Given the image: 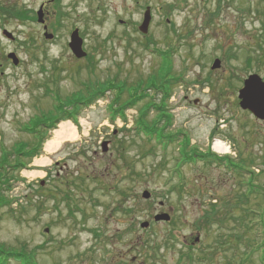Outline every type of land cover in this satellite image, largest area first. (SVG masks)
<instances>
[{"label": "rangeland", "instance_id": "obj_1", "mask_svg": "<svg viewBox=\"0 0 264 264\" xmlns=\"http://www.w3.org/2000/svg\"><path fill=\"white\" fill-rule=\"evenodd\" d=\"M43 1L0 0V29L14 37L0 32V160L14 165L18 144L24 152L44 140L41 156L0 186L10 202L0 208V250L26 264H264V121L237 98L247 75L264 81V0H62L45 7L44 26L35 16ZM22 10L29 19L16 18ZM75 28L82 59L68 48ZM79 91L102 94L69 121L77 139L46 154L55 95ZM161 103L166 117L153 108ZM158 214L170 220L157 223Z\"/></svg>", "mask_w": 264, "mask_h": 264}, {"label": "trees", "instance_id": "obj_2", "mask_svg": "<svg viewBox=\"0 0 264 264\" xmlns=\"http://www.w3.org/2000/svg\"><path fill=\"white\" fill-rule=\"evenodd\" d=\"M61 16V15H60ZM16 18L18 19H29L30 17L26 14H19L16 13ZM161 73V72H160ZM155 80H152L151 82H154ZM145 83L144 80H139L138 84H143ZM155 84V83H154ZM165 85V86H164ZM163 88H165L164 92H165V96H168V89L166 85H169L168 83H164ZM89 94V93H88ZM101 92L100 93H94L92 92V94L89 95V97L85 98V93L82 92H78L75 96L73 97H69L67 98L65 101H62L59 96L55 95L54 100L56 101L57 104L54 105V111H52L51 113L55 114V118L49 122V124L43 125V127H45V129L47 130H51L53 128L56 127V125L58 124V122L62 121V120H71L73 123H77V118L82 114L83 110L88 108V106H90L97 98L101 97ZM103 98V97H102ZM129 101H127V105L126 106H131L138 97H134L133 95H130L129 97ZM163 107V103L161 104H155V106H153V108H156L155 113L163 115V116H167L168 114L166 113L165 110L162 109ZM123 107H121V109H123ZM149 109V105L143 107V110L140 112L139 114V118H140V122H142L143 120H145V116L147 117V111ZM121 114L124 111H120ZM39 121L37 120L34 123V126H32L30 129H27L31 135H37L39 134L36 129L39 126ZM141 124V123H140ZM170 126V123H169ZM168 129V128H166ZM139 131H144L145 133H148L150 131V125L145 126L142 125V127H140ZM157 130H152L153 133H156ZM168 131V130H167ZM166 131V132H167ZM165 132V133H166ZM178 135H182L184 136V133L178 132L176 134H165V136H163V138H167L168 140H170L171 138L175 137L178 138ZM184 141H182V143H184L185 145H187L189 143V140L186 139V137H183ZM36 141V139H35ZM37 145L35 147H32L31 149H29L28 151H24L22 150V144H18L15 149H14V154L16 153L15 158L18 160L16 161V164L11 165L8 161H4V160H0V186L8 184L10 182V173L11 172H17L20 171L23 168H26L27 165L29 164V162L35 158L41 155L42 152V146L41 143L44 142L43 139H40L39 141H37ZM197 152V151H196ZM184 155L186 159H189L188 157H190L192 154L191 153H187L186 151H184ZM197 156H200V158H205L206 156H213L215 159H217V161H224L225 163H229L232 164L231 160H228L229 158L227 157H217L216 154L213 153H195ZM208 158V157H207ZM253 162V161H250ZM236 164L232 165L235 166ZM3 173V174H2ZM4 182V183H3ZM6 206H10V202L6 201L5 198L2 196V193L0 192V208L6 207ZM3 250H0V257L2 259L3 264L6 263V261H8V259H14L16 261L22 262V264H26L28 258L26 259L23 253H18V252H5L3 253ZM31 259L34 257H32L30 255ZM24 259V260H22ZM22 260V261H21Z\"/></svg>", "mask_w": 264, "mask_h": 264}, {"label": "water", "instance_id": "obj_3", "mask_svg": "<svg viewBox=\"0 0 264 264\" xmlns=\"http://www.w3.org/2000/svg\"><path fill=\"white\" fill-rule=\"evenodd\" d=\"M149 19H150L149 10L147 9V11L144 14V20L140 27V30L143 33L147 32ZM37 21L39 23H43L44 21L43 13L41 9L37 12ZM3 34L8 38L12 37L11 34L6 31H4ZM44 36L46 39L52 38V35L48 33H45ZM69 48L71 49L73 55L78 59H81L86 55L85 52H83L82 50V40L79 38L77 30H75L70 36ZM9 58L12 59L14 65H17L18 60L15 58L13 54H9ZM219 65H220L219 61L216 60L212 66V69L218 68ZM238 98H239V106L241 109L248 110L251 114H253L255 118L264 121V82L261 80L259 76L250 75L244 81L243 87L239 90ZM107 146H108V142H104L102 144L103 153L107 152ZM142 196L143 198L148 199L149 193L144 192ZM169 220L170 217L167 214H158L154 217L155 222L169 221ZM148 225L149 224L145 222L142 223L140 227L145 229L148 227Z\"/></svg>", "mask_w": 264, "mask_h": 264}, {"label": "bare ground", "instance_id": "obj_4", "mask_svg": "<svg viewBox=\"0 0 264 264\" xmlns=\"http://www.w3.org/2000/svg\"><path fill=\"white\" fill-rule=\"evenodd\" d=\"M77 139V133L75 130L74 125L70 122H61L58 125V128H56L53 131V136L47 140V142L44 144V151L46 154L51 155L53 154L58 147L64 143L69 141H75ZM216 150L218 153H226L227 148L223 147L220 143L216 144ZM46 158H41L39 160H36L35 165L39 168H41L44 164H47L48 161H45ZM28 175H31L33 177L34 172H26Z\"/></svg>", "mask_w": 264, "mask_h": 264}, {"label": "flooded vegetation", "instance_id": "obj_5", "mask_svg": "<svg viewBox=\"0 0 264 264\" xmlns=\"http://www.w3.org/2000/svg\"><path fill=\"white\" fill-rule=\"evenodd\" d=\"M62 0H47V1H43V2H41V4H40V6L42 5V7H43V10H44V18H45V7L47 6V5H49V4H52L54 7H55V9L57 8V4L58 3H60ZM61 4V3H60ZM39 6V7H40ZM146 7H149V6H146ZM150 8V7H149ZM150 14H151V12H150ZM151 21H152V17H151V19L149 20V25H148V31H149V29H150V27H151ZM167 22H168V20H166ZM123 24L125 25V24H127V22L125 23V22H123L122 20H120L119 21V25L120 26H123ZM136 26H138V24L136 25ZM139 30V29H138ZM173 30H175V29H173ZM3 31H5L3 28H1L0 29V32H1V35L3 36V37H5V38H7L4 34H3ZM8 39V38H7ZM13 39L14 38H9L8 40H10V41H13ZM1 51H0V62H1ZM11 60L8 56H7V60ZM261 166H262V168H261V171H259L258 170V174L261 172L262 174H264V162L261 164ZM250 174H255V173H252L251 171H248Z\"/></svg>", "mask_w": 264, "mask_h": 264}]
</instances>
